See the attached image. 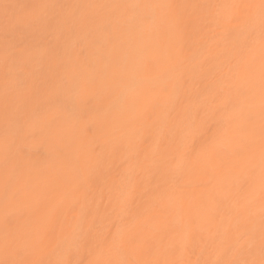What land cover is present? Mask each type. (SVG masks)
<instances>
[{"label": "bare ground", "instance_id": "obj_1", "mask_svg": "<svg viewBox=\"0 0 264 264\" xmlns=\"http://www.w3.org/2000/svg\"><path fill=\"white\" fill-rule=\"evenodd\" d=\"M0 264H264V0H0Z\"/></svg>", "mask_w": 264, "mask_h": 264}]
</instances>
